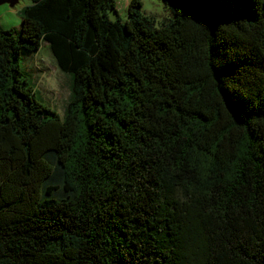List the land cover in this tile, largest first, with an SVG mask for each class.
<instances>
[{
    "label": "trees",
    "instance_id": "1",
    "mask_svg": "<svg viewBox=\"0 0 264 264\" xmlns=\"http://www.w3.org/2000/svg\"><path fill=\"white\" fill-rule=\"evenodd\" d=\"M163 2L0 26V264H264V0ZM43 43L63 115L23 63Z\"/></svg>",
    "mask_w": 264,
    "mask_h": 264
},
{
    "label": "rangeland",
    "instance_id": "2",
    "mask_svg": "<svg viewBox=\"0 0 264 264\" xmlns=\"http://www.w3.org/2000/svg\"><path fill=\"white\" fill-rule=\"evenodd\" d=\"M130 1L116 0L117 10H110L109 17L112 20H116L118 17L127 20ZM141 2L142 14L151 19L156 27H161L166 20L173 17L163 0H141ZM32 3L33 0H20L15 6L1 4L0 26L19 30L22 24L21 10ZM23 63L32 74L44 100L63 115L70 97V78L57 66L48 44L43 43L38 53L27 57Z\"/></svg>",
    "mask_w": 264,
    "mask_h": 264
},
{
    "label": "water",
    "instance_id": "3",
    "mask_svg": "<svg viewBox=\"0 0 264 264\" xmlns=\"http://www.w3.org/2000/svg\"><path fill=\"white\" fill-rule=\"evenodd\" d=\"M20 2V0H0V5L1 4H9L10 6H15Z\"/></svg>",
    "mask_w": 264,
    "mask_h": 264
}]
</instances>
